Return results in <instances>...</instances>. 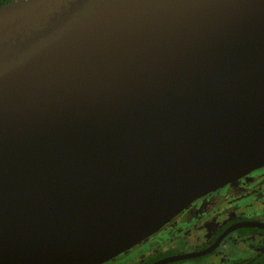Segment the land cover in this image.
Segmentation results:
<instances>
[{"label":"water","instance_id":"obj_1","mask_svg":"<svg viewBox=\"0 0 264 264\" xmlns=\"http://www.w3.org/2000/svg\"><path fill=\"white\" fill-rule=\"evenodd\" d=\"M262 167L264 0L0 6V264H104Z\"/></svg>","mask_w":264,"mask_h":264},{"label":"flooded vegetation","instance_id":"obj_2","mask_svg":"<svg viewBox=\"0 0 264 264\" xmlns=\"http://www.w3.org/2000/svg\"><path fill=\"white\" fill-rule=\"evenodd\" d=\"M263 213L264 167L198 198L155 234L123 254L138 248L137 257H146L142 264H163L169 258L207 251L230 230L211 252L165 264H203L205 260L206 264H263L264 228L244 226L264 224ZM200 235H205L203 241L192 246Z\"/></svg>","mask_w":264,"mask_h":264},{"label":"rangeland","instance_id":"obj_3","mask_svg":"<svg viewBox=\"0 0 264 264\" xmlns=\"http://www.w3.org/2000/svg\"><path fill=\"white\" fill-rule=\"evenodd\" d=\"M250 212L251 210H249V213ZM262 220L264 221V215L262 217ZM204 238L205 235H200L195 237L192 246H195L197 243H201ZM138 250L139 249L136 248L134 251L127 252L119 257H116V259H113L107 264H142L146 260V257H137ZM206 262L207 260L203 261V264H206ZM179 264H197V261H185Z\"/></svg>","mask_w":264,"mask_h":264},{"label":"trees","instance_id":"obj_4","mask_svg":"<svg viewBox=\"0 0 264 264\" xmlns=\"http://www.w3.org/2000/svg\"><path fill=\"white\" fill-rule=\"evenodd\" d=\"M14 0H0V6H3V5H6V4H9L11 2H13ZM264 264V263H263Z\"/></svg>","mask_w":264,"mask_h":264}]
</instances>
